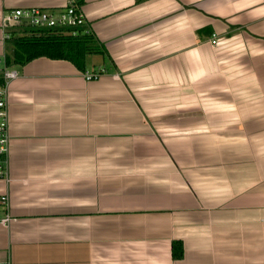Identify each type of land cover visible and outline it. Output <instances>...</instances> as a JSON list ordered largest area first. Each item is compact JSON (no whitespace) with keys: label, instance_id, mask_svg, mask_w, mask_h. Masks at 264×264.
<instances>
[{"label":"crops","instance_id":"crops-1","mask_svg":"<svg viewBox=\"0 0 264 264\" xmlns=\"http://www.w3.org/2000/svg\"><path fill=\"white\" fill-rule=\"evenodd\" d=\"M67 1L0 0V57L6 13ZM82 10L105 75L12 67L0 264H264V0Z\"/></svg>","mask_w":264,"mask_h":264},{"label":"built area","instance_id":"built-area-1","mask_svg":"<svg viewBox=\"0 0 264 264\" xmlns=\"http://www.w3.org/2000/svg\"><path fill=\"white\" fill-rule=\"evenodd\" d=\"M83 0H68L64 9L55 12L38 7L15 9L6 13L4 24L14 23L25 25L38 31H65L73 35L80 32L90 34L85 29L86 16L82 10ZM9 35H7V39ZM217 44V36L212 39V45ZM0 72L3 74V84L0 83V179L10 181L9 175V111H8V83L17 76L13 68L7 67L5 57H0ZM107 73L106 68L99 67L91 71H84L87 81L96 80ZM2 204L7 203V197L0 199ZM7 216L4 224L11 222Z\"/></svg>","mask_w":264,"mask_h":264},{"label":"trees","instance_id":"trees-1","mask_svg":"<svg viewBox=\"0 0 264 264\" xmlns=\"http://www.w3.org/2000/svg\"><path fill=\"white\" fill-rule=\"evenodd\" d=\"M8 35L5 62L10 68L24 66L38 58H49L69 61L86 71L87 58L104 53L103 46L92 33L73 35L65 31H38L21 25ZM183 257V243L174 242L173 258L180 260Z\"/></svg>","mask_w":264,"mask_h":264},{"label":"rangeland","instance_id":"rangeland-1","mask_svg":"<svg viewBox=\"0 0 264 264\" xmlns=\"http://www.w3.org/2000/svg\"><path fill=\"white\" fill-rule=\"evenodd\" d=\"M0 76H1V72H0Z\"/></svg>","mask_w":264,"mask_h":264}]
</instances>
